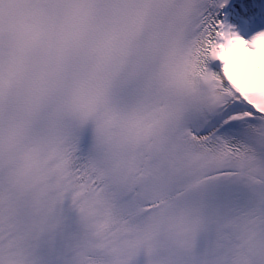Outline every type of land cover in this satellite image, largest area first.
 Returning a JSON list of instances; mask_svg holds the SVG:
<instances>
[{
	"label": "snow or ice",
	"instance_id": "obj_1",
	"mask_svg": "<svg viewBox=\"0 0 264 264\" xmlns=\"http://www.w3.org/2000/svg\"><path fill=\"white\" fill-rule=\"evenodd\" d=\"M28 15L6 67L0 20V113L33 44L54 40L55 63L33 82L8 143L39 130L62 157H78L81 180L106 193L109 215L120 204L132 217L163 218L189 196L201 205L239 204L246 211L236 221L256 254L264 253V192L233 188L253 161L264 162V0H32ZM23 161L31 166V151ZM180 178L187 182L177 199L169 189ZM18 183L9 177V191ZM3 184L0 177V199ZM175 228L181 250L197 260L204 218L185 210ZM156 232L97 247L117 264H154ZM68 235L61 216L55 226L22 231L21 239L31 264H67L70 245L61 251L57 244ZM220 247L211 250L215 264H226L229 253L220 255ZM17 259L0 253V264ZM73 264L105 261L81 247Z\"/></svg>",
	"mask_w": 264,
	"mask_h": 264
},
{
	"label": "clouds",
	"instance_id": "obj_2",
	"mask_svg": "<svg viewBox=\"0 0 264 264\" xmlns=\"http://www.w3.org/2000/svg\"><path fill=\"white\" fill-rule=\"evenodd\" d=\"M31 3L32 0H0L5 67L21 39L19 26L31 22L28 15ZM55 55L54 40L33 44L27 50L25 72L13 82L4 98L0 113V177L4 181V196L0 199V253L13 251L18 257L15 264H31L25 251L29 244L22 241L21 232L42 225L55 226L63 216L69 226V235L63 243L58 242L57 248L63 251V244L70 245L67 264H73L81 247L102 257L105 264H117L112 255L97 247L102 240L135 239L154 227L157 228L156 240L160 242L159 251L153 257L154 264H204L205 260L215 264L216 256L211 250L217 243L221 246L220 255L229 253L226 264H264V253L256 254L254 245H249L247 229L235 219L246 211L239 204L209 201L201 205L198 196H189L178 201L173 212L163 218H153L150 214L132 217L121 211L120 204L113 207L109 215L106 193L93 187L87 178L81 180L83 172L80 169L84 163L78 157H62L61 151L44 140L39 130H26L10 145L9 130L22 116L33 82L46 64L54 65ZM71 59L75 60L76 55ZM56 86L55 80L50 81L49 87ZM29 151L33 154V162L25 168L23 155ZM257 168L264 171V162L253 161L245 178ZM19 170L22 172L17 175ZM9 177L19 182L10 191ZM82 208L85 210L81 211ZM185 210L198 213L206 222L195 261L177 242L176 218ZM259 246L264 248V239ZM205 250H208L207 256ZM173 255L175 259L171 260Z\"/></svg>",
	"mask_w": 264,
	"mask_h": 264
}]
</instances>
